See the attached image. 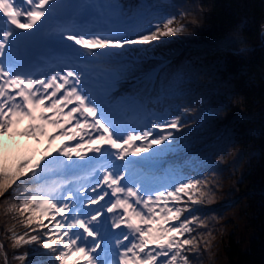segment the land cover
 I'll return each mask as SVG.
<instances>
[{
  "label": "snow or ice",
  "instance_id": "1",
  "mask_svg": "<svg viewBox=\"0 0 264 264\" xmlns=\"http://www.w3.org/2000/svg\"><path fill=\"white\" fill-rule=\"evenodd\" d=\"M70 7L73 11L59 15ZM153 7L140 4L129 15L119 3L0 0V197L5 198L0 207L13 221L5 228L9 247L36 246L31 254L40 259L29 264H192L190 255H198L201 244L205 250L211 245V231L193 235L207 227L205 220L196 215L182 219L183 213L191 212L184 197L191 204L211 203L213 193L206 180L189 179L171 190L150 192L135 180L124 182L127 167L105 169L100 184L110 191L92 187L95 195L90 196L86 189L70 188L71 180L58 178L74 163L73 154L80 159L86 151L109 156L111 149L117 160L127 161L130 151L138 155L172 135L168 131L150 139L156 129L178 130L179 117L167 123L151 120L142 130L121 118L135 100L118 93L126 73L125 66L114 62L123 54L118 50L188 31L176 15H160ZM187 15L181 12L179 19ZM52 21H57L55 26ZM41 38L54 39L67 51L62 72L38 78L28 53L31 43ZM25 120L28 123L20 129ZM73 122L69 133L65 125ZM61 136L79 137L83 143L51 149ZM17 137L37 144L46 138L49 147L36 159ZM137 141L141 146L134 149ZM105 212L111 214L110 227L121 230L118 234L109 232ZM18 226L24 231H17ZM28 256L24 252L13 259L23 264ZM0 264H9L3 241Z\"/></svg>",
  "mask_w": 264,
  "mask_h": 264
},
{
  "label": "trees",
  "instance_id": "2",
  "mask_svg": "<svg viewBox=\"0 0 264 264\" xmlns=\"http://www.w3.org/2000/svg\"><path fill=\"white\" fill-rule=\"evenodd\" d=\"M92 3L99 6L119 3L129 15L140 4L153 5V12L176 15L179 23L187 25V32L153 42L160 51L157 57L141 54L137 58L142 49L141 45H135L123 52L132 56L114 58V62L126 67L118 93L135 100L122 115L131 116L133 111L131 118L139 123L132 128L150 127L151 120L167 123L179 117L180 121L178 130L165 129L154 135L159 131L156 129L150 137L171 131L168 141L138 155L130 151L127 169L139 175L136 181L150 192L171 190L189 179L207 181L213 193L211 203L206 200L191 204L184 197L191 212L183 213L182 219L196 215L205 220L207 227L198 228L193 235L211 231V242L219 240L221 246L217 255L210 258L201 244L200 253L190 255L192 264H264V0H92ZM103 10L107 14V9ZM181 12L188 15L179 19ZM193 18L196 23L191 22ZM169 57L172 61L157 79L146 80L148 69L161 58ZM53 130L49 126L48 131ZM57 139L61 142L57 148L65 145L71 148L78 143L63 136ZM20 145L24 147L23 143ZM52 146L53 142L51 149ZM140 146L141 142L135 143L133 148ZM48 147L46 141L31 150L39 159ZM84 157L80 159L73 154L74 163H70L76 166L91 163L88 154L84 153ZM154 160L162 162L155 165L151 163ZM100 166L103 167L101 163L90 166L87 171L94 174L93 169ZM81 175L70 178L62 173L58 178L80 183ZM229 193L231 196L227 197ZM10 194L11 190L5 196ZM4 199L0 197V205ZM243 203L245 209L240 210ZM236 208L239 214L223 221ZM242 216L246 230L240 231L238 218ZM236 221L239 222L231 229L237 230V238L229 234L226 226ZM11 223L0 207V241L5 243L9 264H21L13 255L24 252L29 256L23 264L40 259L31 254L35 245L16 250L9 247L10 242L4 237L5 228ZM20 229L18 226L17 231Z\"/></svg>",
  "mask_w": 264,
  "mask_h": 264
},
{
  "label": "rangeland",
  "instance_id": "3",
  "mask_svg": "<svg viewBox=\"0 0 264 264\" xmlns=\"http://www.w3.org/2000/svg\"><path fill=\"white\" fill-rule=\"evenodd\" d=\"M64 1H67V0H64ZM84 2V0H82V3ZM88 2H91V0H88ZM78 4H80V1L78 2ZM76 5V4H75ZM97 14H98V12H96ZM92 15L94 16L95 15V10H93L92 11ZM65 43V42H64ZM66 43H69V42H66ZM140 49H142V51H140L141 53L140 54H138L137 53V55H136V57L137 58H141L139 55H141V54H143L144 56H152V57H157V56H159L160 55V51H159V49L156 47V45L155 44H153V42L151 43V44H147V45H141L140 46ZM80 51H83L82 49L80 50ZM118 51H122V50H118ZM124 51H128L127 50V48L126 49H124L123 51H122V53L124 52ZM126 56H132L131 55V53L130 52H128V54H122V55H120L119 56V58H123V59H125V57ZM115 60V59H114ZM172 61V58L171 57H169L168 59H164V58H161V60H159V61H157V63H156V65L159 67V71H158V69H155L153 72H152V70H151V68L150 69H148V71H147V77H146V80H150V78H154V79H157V77H158V75H159V73L161 72V70L164 68V66L165 65H167L169 62H171ZM151 70V71H150ZM150 71V72H149ZM149 72V73H148ZM25 122H27V120H25L21 125H19V128H22L23 127V125L25 124ZM160 130L159 131H156L155 133H154V135H157V134H160ZM17 139L19 140V142L20 143H23L24 144V146L25 145H27V146H29L30 147V149H35V147L37 148L38 146H39V144H37L35 141H32V140H25V139H23V138H20V137H17ZM46 138L45 139H43L42 141H41V144H42V146L46 143ZM60 140L59 139H56V140H54L53 141V146H52V149L54 150V149H56L57 147H58V145H60ZM140 143V142H139ZM29 154H33V152H32V150H31V153L29 152ZM76 166V164L75 165H73V164H71V166L68 168V169H70V168H73V167H75ZM68 169H66V170H68ZM230 171H228V173H229ZM65 175H67L68 174V172H66L65 170H64V172H63ZM68 176H70V174H68ZM84 179V178H83ZM82 179V180H83ZM229 179V178H228ZM227 181V180H226ZM229 184V183H228ZM76 185V184H75ZM227 185V184H226ZM78 186V185H77ZM78 187H81V186H78ZM231 189V187H229V190ZM231 196V194L229 193L228 194V196L227 197H230ZM238 205V204H237ZM242 205H243V207H242ZM241 205V207H239V205H238V207L240 208V210L241 209H245V203H243ZM239 208H236L235 210L234 209H232V210H230L229 211V214H228V217H226L227 219H224L223 221H227L229 218H231V217H236V215L237 214H239L238 212H239ZM238 211V212H237ZM104 218H106L107 220L108 219H111V215L109 216V215H107L106 217H104ZM239 220H240V222L239 221H236L233 225H230L229 224V222L226 224V226H227V229H228V231H229V234L231 233V234H234L235 235V237L237 238V236H238V232H237V230H236V232L234 231V230H232L231 229V227H233V226H235V224L237 223V222H239V224H238V226L237 227H239L240 228V231H243L242 229H244L245 228V224H244V222H245V220H244V218H243V216H242V218H238ZM211 222H214L215 224H216V222H215V220H212ZM210 222V223H211ZM234 229V228H233ZM125 230V229H124ZM207 230V229H206ZM205 230V231H206ZM244 230H246V229H244ZM22 231H24V229L22 228V229H20L19 230V232H22ZM119 231H121L120 229H111V234L112 235H116V234H118L119 233ZM202 231V230H201ZM204 231V232H205ZM233 231H234V233H233ZM211 240L213 239L212 237L210 238ZM220 241L219 240H217V242H211V245L207 248L208 250H206L207 251V254L208 253H210V255H209V257L211 258L212 256H213V254H216L217 255V253H218V250H219V248H220ZM206 257V256H205ZM208 258V257H207ZM220 260H222V258L220 259ZM224 262V261H223Z\"/></svg>",
  "mask_w": 264,
  "mask_h": 264
},
{
  "label": "water",
  "instance_id": "4",
  "mask_svg": "<svg viewBox=\"0 0 264 264\" xmlns=\"http://www.w3.org/2000/svg\"><path fill=\"white\" fill-rule=\"evenodd\" d=\"M75 1V0H74Z\"/></svg>",
  "mask_w": 264,
  "mask_h": 264
}]
</instances>
